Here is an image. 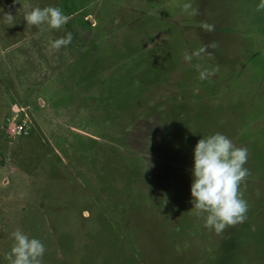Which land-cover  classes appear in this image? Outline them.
Here are the masks:
<instances>
[{
  "label": "rangeland",
  "instance_id": "1",
  "mask_svg": "<svg viewBox=\"0 0 264 264\" xmlns=\"http://www.w3.org/2000/svg\"><path fill=\"white\" fill-rule=\"evenodd\" d=\"M260 2L0 0V264L16 229L42 264H264ZM29 5L68 22L28 26ZM217 132L250 172L247 218L220 234L191 203L195 146Z\"/></svg>",
  "mask_w": 264,
  "mask_h": 264
},
{
  "label": "clouds",
  "instance_id": "2",
  "mask_svg": "<svg viewBox=\"0 0 264 264\" xmlns=\"http://www.w3.org/2000/svg\"><path fill=\"white\" fill-rule=\"evenodd\" d=\"M17 0H14V3ZM25 7V6H23ZM191 4H184L188 11ZM264 10V0L257 6V11ZM4 23L14 25L15 16L10 12L3 15ZM24 20L28 26H47L50 29H61L68 17L59 6L33 7L27 6ZM201 27L207 32L215 30V26L202 22ZM73 39L72 33L55 39L51 48L59 50L66 47ZM212 42L200 51L216 48ZM199 55V52L196 53ZM192 57L185 56L186 61ZM212 75L208 70L200 72V79ZM248 160V150L243 146H236L226 135L219 132L200 139L194 149V165L192 168L191 203L197 215L205 216L204 227L222 233L227 227L243 223L247 218L248 203L243 198L240 186L250 174L245 167ZM13 244L6 255L9 264H42L46 251L44 244L37 238H30L22 230L16 229L11 233Z\"/></svg>",
  "mask_w": 264,
  "mask_h": 264
},
{
  "label": "built area",
  "instance_id": "3",
  "mask_svg": "<svg viewBox=\"0 0 264 264\" xmlns=\"http://www.w3.org/2000/svg\"><path fill=\"white\" fill-rule=\"evenodd\" d=\"M21 127V126H20Z\"/></svg>",
  "mask_w": 264,
  "mask_h": 264
}]
</instances>
